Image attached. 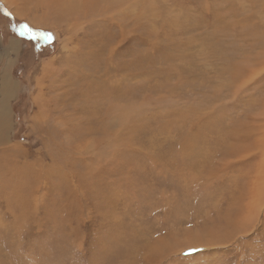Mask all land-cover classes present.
I'll return each mask as SVG.
<instances>
[{"label":"rangeland","instance_id":"obj_1","mask_svg":"<svg viewBox=\"0 0 264 264\" xmlns=\"http://www.w3.org/2000/svg\"><path fill=\"white\" fill-rule=\"evenodd\" d=\"M66 1L0 0V264H264V0Z\"/></svg>","mask_w":264,"mask_h":264},{"label":"trees","instance_id":"obj_2","mask_svg":"<svg viewBox=\"0 0 264 264\" xmlns=\"http://www.w3.org/2000/svg\"><path fill=\"white\" fill-rule=\"evenodd\" d=\"M4 12L9 15V12H8L7 9H4ZM11 18H12L11 19L12 21H15V22L17 21L12 16H11ZM17 25H18V28H17L18 31L16 32V34H15L16 36L15 37H24L25 34L32 35L31 40L33 42L31 41L32 42L31 44H32V46H34L33 47L34 51H36V52L37 51H41L42 52V49H44V48L48 49V51L46 53L40 54V55H38V57H41L42 55L52 54L53 49H54V45H55V42L53 40H47L46 38L38 35V33L36 31L30 29V27H27V29L23 28L22 25H26V23L24 21L23 22H21V21L18 22L17 21ZM29 29L31 31H29ZM20 32H24V35H20ZM29 60H30V58H29V55H28V51L26 50V52H25V54L23 56V59L20 62L21 64L19 63L18 65H15V67L13 69L14 74H16L17 77H19V74H20L21 71L23 72L26 69V68H24V65H26ZM28 65H31V61L28 63ZM19 106H20L19 102H15L13 104V110L17 114L16 115L17 119H19V116H20Z\"/></svg>","mask_w":264,"mask_h":264},{"label":"crops","instance_id":"obj_3","mask_svg":"<svg viewBox=\"0 0 264 264\" xmlns=\"http://www.w3.org/2000/svg\"><path fill=\"white\" fill-rule=\"evenodd\" d=\"M56 36H57V34H56ZM11 44L14 45V42H11ZM70 52L67 53L68 58H69V55L71 56ZM56 57H57L56 54L54 56L47 57L49 59L48 62L54 64L55 60L57 59ZM38 67H39V73H40L39 75L40 76H57L58 75L57 70L52 69L51 72H49L48 69H46V66L42 67V59L36 64V67L32 69V73H35L36 71H38Z\"/></svg>","mask_w":264,"mask_h":264},{"label":"bare ground","instance_id":"obj_4","mask_svg":"<svg viewBox=\"0 0 264 264\" xmlns=\"http://www.w3.org/2000/svg\"><path fill=\"white\" fill-rule=\"evenodd\" d=\"M99 1V0H98ZM106 1V0H105ZM107 1H109V5H112L113 7H115V3H117V1H122V0H107ZM71 3V0L70 1H66V2H63V3H61V10H65L66 9V11L68 12L69 11V9L71 8L72 9V6L75 8V6L74 5H71L70 4ZM98 4H100L99 2H98ZM97 4V5H98ZM77 6V5H76ZM99 7V6H98ZM110 7V6H109ZM108 8V7H107ZM72 10H74V9H72ZM93 11V10H92ZM59 16V15H58ZM40 20L39 21H41L42 19L41 18H39ZM41 23V22H40ZM5 87V86H4ZM14 88V85H12L11 84V89H13ZM3 94H5V92L3 93ZM39 180V179H38ZM31 192V191H30ZM39 193V192H38ZM27 194V193H26ZM29 194V193H28ZM22 197V196H21ZM22 199V198H21ZM25 203H26V201H25ZM24 201H22L20 204L23 206L24 204ZM20 205V206H21ZM197 239V238H196ZM199 241H202V243L204 242V240H202L201 239V237L199 238ZM201 243L199 242V243H197L196 245H200ZM195 245V246H196Z\"/></svg>","mask_w":264,"mask_h":264},{"label":"snow or ice","instance_id":"obj_5","mask_svg":"<svg viewBox=\"0 0 264 264\" xmlns=\"http://www.w3.org/2000/svg\"><path fill=\"white\" fill-rule=\"evenodd\" d=\"M22 27L27 29V25H22ZM29 31H31V30L29 29ZM20 35H24V32H20ZM38 35L46 38L47 40H51L52 39V34L51 33L41 32V33H38ZM196 251H198V250L197 249H191L190 248V249L186 250V253L185 254H190V253H193V252H196Z\"/></svg>","mask_w":264,"mask_h":264}]
</instances>
